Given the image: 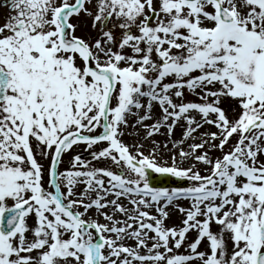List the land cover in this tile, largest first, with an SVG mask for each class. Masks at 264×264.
I'll return each instance as SVG.
<instances>
[{"label":"snow or ice","instance_id":"snow-or-ice-1","mask_svg":"<svg viewBox=\"0 0 264 264\" xmlns=\"http://www.w3.org/2000/svg\"><path fill=\"white\" fill-rule=\"evenodd\" d=\"M0 10V264H264V0Z\"/></svg>","mask_w":264,"mask_h":264}]
</instances>
